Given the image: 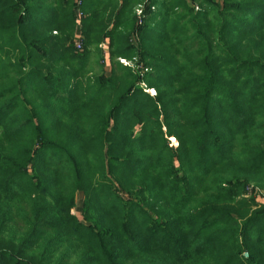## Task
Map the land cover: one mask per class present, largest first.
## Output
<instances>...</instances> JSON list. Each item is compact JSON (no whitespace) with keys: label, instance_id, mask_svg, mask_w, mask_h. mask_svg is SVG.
I'll use <instances>...</instances> for the list:
<instances>
[{"label":"trees","instance_id":"1","mask_svg":"<svg viewBox=\"0 0 264 264\" xmlns=\"http://www.w3.org/2000/svg\"><path fill=\"white\" fill-rule=\"evenodd\" d=\"M255 186L264 0H0V264H264Z\"/></svg>","mask_w":264,"mask_h":264},{"label":"built area","instance_id":"2","mask_svg":"<svg viewBox=\"0 0 264 264\" xmlns=\"http://www.w3.org/2000/svg\"><path fill=\"white\" fill-rule=\"evenodd\" d=\"M139 13H141V12H139ZM78 18L80 20V15H78ZM75 44H76L78 50H82L80 26H78V28H77ZM120 61H121V63H123L125 65H129V63L126 60H124V59H120ZM150 92H151L152 95H156L155 90H150ZM257 200H259L260 202L264 203L263 194H259ZM245 256L247 257V255H245Z\"/></svg>","mask_w":264,"mask_h":264},{"label":"rangeland","instance_id":"3","mask_svg":"<svg viewBox=\"0 0 264 264\" xmlns=\"http://www.w3.org/2000/svg\"><path fill=\"white\" fill-rule=\"evenodd\" d=\"M76 33H77V31H76ZM107 52H108V50H106V48H105V54ZM106 71H108V68L106 69ZM177 144L178 143H176V141L174 139H172V145L177 146ZM255 188L256 189H259L261 191L260 194H263V197H264V190H262L261 188L256 187V186H255ZM250 195H252V192L251 191H249V193H248V195H246V197H249ZM82 200H83V194L80 193V194L77 195V199H76V213L79 216H81L80 212L82 210Z\"/></svg>","mask_w":264,"mask_h":264}]
</instances>
